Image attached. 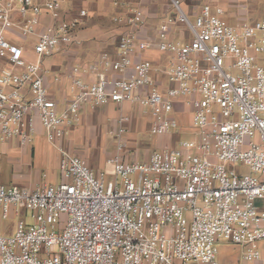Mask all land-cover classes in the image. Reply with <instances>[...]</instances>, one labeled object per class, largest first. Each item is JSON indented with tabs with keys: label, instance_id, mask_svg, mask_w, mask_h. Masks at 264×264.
I'll return each instance as SVG.
<instances>
[{
	"label": "built area",
	"instance_id": "built-area-1",
	"mask_svg": "<svg viewBox=\"0 0 264 264\" xmlns=\"http://www.w3.org/2000/svg\"><path fill=\"white\" fill-rule=\"evenodd\" d=\"M63 2L0 0V142L31 144L38 121L61 178L34 188L0 184V219L24 209L32 220L0 234V264H218L220 239L240 245L243 262L264 264V20L232 26L208 4L190 20L171 0L174 18L160 25L157 45L166 56L162 87L150 61L131 62L150 47L136 35L142 13L114 16L124 30L116 60L101 56L95 82L73 77V97L58 111L42 61L71 44L80 25L57 21ZM43 13L56 21L36 33ZM170 23L183 27L178 40L168 37ZM176 102L191 111L192 139L125 164L121 116L109 181L63 146L82 105L139 106L151 115L152 136H171L181 129Z\"/></svg>",
	"mask_w": 264,
	"mask_h": 264
},
{
	"label": "crops",
	"instance_id": "crops-1",
	"mask_svg": "<svg viewBox=\"0 0 264 264\" xmlns=\"http://www.w3.org/2000/svg\"><path fill=\"white\" fill-rule=\"evenodd\" d=\"M180 4L186 15L191 18L197 15L204 4H208L213 10L222 8L226 22L237 27L264 20V0H180ZM81 10L86 12L83 18L79 17ZM129 10H139L142 13L143 24L138 28L136 35L141 42L150 44L148 49L136 51L131 56V62L150 61L156 70L154 76L159 84L162 87L168 85L161 72L166 65V56L158 51L157 45L160 25L167 24V20L174 18L175 10L171 0H119L118 6H114L112 0H64L57 21L80 19V25L71 44L55 51L51 56L44 57L42 61L43 67L48 71L45 83L58 103V111L73 97V77L85 82H95L102 71L99 64L101 56L106 54L110 61L116 60L115 44L124 30L114 23L112 18L124 16ZM55 21L50 15L43 13L36 33L42 32ZM168 29V37L178 40L183 27L178 23H170ZM29 43L30 45L26 46L28 51L32 47V42ZM73 69L77 71L73 72ZM107 75L117 77L111 70ZM190 114L189 108L181 102H176L174 116L181 128L180 132L171 136H152L149 132L151 115L139 106L128 103H110L94 107L82 105L78 120L66 131L63 146L68 153L84 160L96 175H102L105 181H109L112 176L107 161L118 155L116 133L121 116L128 118L124 124L126 131L121 136L126 148L118 156L123 163L130 164L145 163L153 151L177 145L181 134L188 132ZM142 135L147 136L151 146L141 145ZM58 162V153L47 141L44 130L36 121L31 144L21 147L15 140L0 142V163L5 166V175L0 177V184L20 188L56 185L61 181ZM18 217L10 216L7 219L13 221L11 233ZM252 263L262 264L261 261Z\"/></svg>",
	"mask_w": 264,
	"mask_h": 264
},
{
	"label": "rangeland",
	"instance_id": "rangeland-1",
	"mask_svg": "<svg viewBox=\"0 0 264 264\" xmlns=\"http://www.w3.org/2000/svg\"><path fill=\"white\" fill-rule=\"evenodd\" d=\"M189 17V16H188ZM190 20H193V18L189 17ZM17 42H20L21 40L17 38ZM29 40L25 43V46H29ZM141 145H152L151 142H148L147 136L142 135L141 137ZM191 138V132H185L181 134L180 140H190ZM227 168H230V165L227 164ZM0 170L1 174L0 177H4L5 175V166L0 163ZM18 219L24 221L27 225H30L32 223V220L30 218V213L25 211L24 209L20 210ZM0 227L2 229L3 235H10L13 228V221L11 220H2L0 222ZM215 246L217 248V254H216V261L218 264H253L252 262H243L242 261V250L243 248L240 245L233 244L231 242L224 241L222 239L215 242ZM259 248L264 250V246L262 244H259Z\"/></svg>",
	"mask_w": 264,
	"mask_h": 264
}]
</instances>
